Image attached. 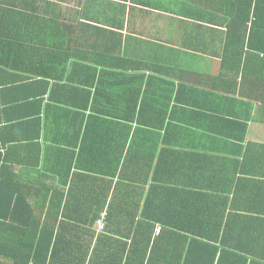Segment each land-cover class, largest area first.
<instances>
[{
	"label": "crops",
	"instance_id": "crops-1",
	"mask_svg": "<svg viewBox=\"0 0 264 264\" xmlns=\"http://www.w3.org/2000/svg\"><path fill=\"white\" fill-rule=\"evenodd\" d=\"M232 13L228 0H0V43L19 47L17 56L5 57L0 44V107L11 119L22 110L38 115L6 137L30 136L29 152L18 156L34 157L40 149L48 159L42 166L55 172L41 179L47 191L30 186L33 222L47 219L52 227L49 209L62 206L69 218L57 223L90 224L97 204L107 201L108 208L115 195L117 180L110 181L119 163L123 208L137 207L133 193L143 184L149 193L155 180L185 192L210 187L213 196L229 201L231 216L263 221L254 226L264 244V57H240L242 30L231 25ZM39 32L50 33L45 40L54 43H32L31 33ZM111 70L122 77L123 92L140 98L142 125L83 120L90 114L83 108L87 101L82 95L68 100L69 88ZM20 79L24 84H12ZM29 95L21 109L12 106ZM26 216L32 222V212ZM62 234L82 240L75 228ZM21 238L39 241L30 233L5 235L0 264H12L13 253L35 256V250L13 248ZM49 241L47 259L43 251L29 264H69L63 256L82 255ZM254 248L247 257L257 255Z\"/></svg>",
	"mask_w": 264,
	"mask_h": 264
},
{
	"label": "trees",
	"instance_id": "trees-1",
	"mask_svg": "<svg viewBox=\"0 0 264 264\" xmlns=\"http://www.w3.org/2000/svg\"><path fill=\"white\" fill-rule=\"evenodd\" d=\"M228 6L234 8L231 25L242 30L238 44L241 47L240 57H264V39H262L264 38V0H228ZM250 29L251 37L247 41ZM31 36L32 43L36 44H53L55 41L45 40L50 33L45 35L42 32L31 33ZM0 44L5 49V57L10 54L17 56V50L13 52L14 48H19L17 43ZM45 47L49 49L51 46L45 45ZM111 72L95 78L91 83L82 80L77 88H69L68 100L77 99L82 95L80 98L87 101L84 102L83 108H89L90 114L87 116L83 113L81 116L83 120L87 119L90 122L92 119L102 123L113 120L129 123L135 121L137 125L138 123L142 125L143 121L137 111L140 98L129 95V91L123 92L126 88L122 87L120 81L122 77L112 70ZM23 82L24 80L20 79L13 81L12 84H24ZM40 84H43L47 90L50 88L48 83ZM1 85L2 83H0V92L4 87ZM22 87L24 86L20 88ZM27 87L30 88V85ZM130 88L128 86V89ZM34 98L38 97L34 96ZM31 99L32 95L25 96L15 101L19 103L18 105L12 106L21 109L25 102H30ZM121 101L123 104H120ZM68 103L73 104L71 101ZM7 111L0 107V252L4 248L2 239L10 233H30L39 240L25 241L21 238L18 246L13 248L29 249L31 252L35 250V256L24 258L14 253L10 254L8 258L12 264H29L31 259L34 262L40 259L39 253L43 251L45 252V255H42L43 259H47L48 254L51 253L52 243L49 238L51 240L55 238L56 246L61 245L66 251L82 252L79 257L63 256V260L69 264H264V255L262 256L260 247L264 248V244L259 242L257 226H254L263 221L231 216L232 206L229 205V201L213 196L215 193L210 191L213 190L210 187L202 190V186H193L200 193L185 192L160 186L156 180L155 184L151 185L149 193L144 184L138 188L139 191L133 193V201L137 202V207L123 208L118 203L120 181L124 180V177H121L122 169L119 168V163L113 165L111 173V184L117 180V188L113 190L115 195L108 208H105L107 201L97 204V208L92 210L93 218L90 224L68 227L61 224L63 221L57 223V219L61 216L64 218L60 219L69 218L63 212L65 209L62 206L49 209L54 224L52 227L48 225L47 219H44V222L39 219L33 222L34 208L29 205L32 196L30 186L47 191L49 186L41 179H49L51 178L49 175L55 172H50L42 166L48 162V159L40 156V149L36 150L34 157L18 156L31 147L28 146L32 143L30 136H13L10 139L6 137L7 132L13 134L16 129L21 130L20 123L31 125V121H38L36 118L38 115L22 110L11 119ZM130 130L129 126L128 131ZM163 151L168 152L165 149ZM26 152L28 153L29 150L24 153ZM24 169L27 172L26 176L29 177L26 184L21 177ZM33 173L38 176L34 178ZM147 178L148 176L142 181L145 183L148 181ZM53 203L54 199L52 205ZM28 211L32 212V222L26 216ZM43 211L44 209L41 213ZM102 212L106 213V228L97 235L94 228L101 220ZM56 224L61 232H55ZM158 227L161 229L160 234L156 233ZM74 228L79 240L82 239L79 242H76L74 237L73 240H67L65 234L64 236L62 234ZM121 230L125 233H121ZM70 234L75 236L73 232ZM47 236L48 239L45 238ZM254 246L257 255L247 257ZM4 257L5 254H0V258Z\"/></svg>",
	"mask_w": 264,
	"mask_h": 264
},
{
	"label": "built area",
	"instance_id": "built-area-1",
	"mask_svg": "<svg viewBox=\"0 0 264 264\" xmlns=\"http://www.w3.org/2000/svg\"><path fill=\"white\" fill-rule=\"evenodd\" d=\"M106 226V213H103L101 220L97 223V232L98 234L102 233L105 230ZM161 229L158 227L156 233L160 234Z\"/></svg>",
	"mask_w": 264,
	"mask_h": 264
}]
</instances>
